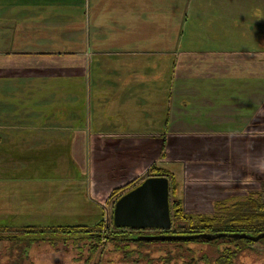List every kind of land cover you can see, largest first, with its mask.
Instances as JSON below:
<instances>
[{
  "label": "crops",
  "instance_id": "0c3cea01",
  "mask_svg": "<svg viewBox=\"0 0 264 264\" xmlns=\"http://www.w3.org/2000/svg\"><path fill=\"white\" fill-rule=\"evenodd\" d=\"M195 1L0 0V133H35L36 139L61 133V142L68 138L72 143L70 155L76 157L82 142L74 143L73 135L84 133L87 127L53 126L52 117L62 119L65 114L66 119L67 112H59L66 100L72 109L67 117L77 113L80 120L85 113L80 111V105L88 81L94 85V104L101 114L100 124L91 122L88 128L89 148L107 145L111 140L108 136L113 135L117 138L114 143L124 146L122 135L126 133L115 134L107 129L117 127L125 118L135 123V116L136 128L148 118L149 87H162L155 93L158 97L168 84L163 77L174 64L175 79H171L170 90L177 80L178 85L185 87L197 83L200 89L196 96L191 95L190 108L185 107L191 114H182L174 99L164 132L145 134L133 130L127 135L135 136L136 144L148 143L154 136L152 141L158 146L159 138L164 140L168 133L211 134L212 180L242 181L264 173V164L260 167L264 146L255 149L245 144L247 140L264 145V58L259 67L253 59L259 51L248 56L247 51H242L244 48L227 51L213 46L206 51L172 47L173 39L182 37L183 30L188 38L203 37L197 26L184 22L181 27L183 17L197 22L191 18ZM202 1L209 6L207 0ZM224 1L228 5L231 1L241 2ZM257 2L264 4V0ZM69 86H77L79 93L64 96L68 92L65 87ZM106 89L110 97L105 95ZM189 101L184 99L187 105ZM162 110L164 115L168 112L164 107ZM0 143L6 142L0 139ZM162 149L164 154L165 146ZM179 160L175 157L170 161ZM223 166L228 167L229 175ZM170 167L173 171L174 165ZM174 171L178 175L179 169ZM247 171L252 173L247 175Z\"/></svg>",
  "mask_w": 264,
  "mask_h": 264
},
{
  "label": "rangeland",
  "instance_id": "374dc122",
  "mask_svg": "<svg viewBox=\"0 0 264 264\" xmlns=\"http://www.w3.org/2000/svg\"><path fill=\"white\" fill-rule=\"evenodd\" d=\"M207 1L209 6H205V2L202 0L193 2L196 9L191 10V18H195L197 22L190 20L189 17H187L188 19L183 17L181 23V27L184 22L188 26H197V29H201L200 34L203 37L188 38L187 32L183 30L182 37L173 39L171 46L193 47L194 50L206 51L211 50L213 46L227 49V51L233 50V48H244L242 51H247L248 56L253 55L251 52L259 51L253 59L261 67L262 64L260 63L264 58V4L260 5L257 2L259 0L231 1L230 5L226 4L224 0ZM165 8H163L162 13H165ZM152 14L155 15L156 13ZM164 17V25L167 26L169 22L167 16ZM174 22L171 21V24ZM205 31L207 32L205 33ZM188 42H192V44H188ZM184 47L182 50H185ZM173 70L174 64L163 77L165 83L168 84L158 97H155V93L162 87H149L150 114L148 118L139 122L136 128L135 116V123L125 118L117 127L114 125L107 129L108 132L115 134L126 133L122 135V137L124 136V146L114 143L117 138L116 135H113L108 136V139L111 140H108L107 145L102 143L89 148L88 128L91 122L96 121L97 124H100L101 114H98L99 110L94 104V85L89 84L88 81L84 100L80 105L82 106L80 111H85V113L80 116V120L76 112L71 117H67L72 109L70 102L68 103L66 100L64 106L59 108V112H67L66 119L65 114L62 119L52 114L53 126L83 125L87 127L85 129L86 134L82 132L73 135L76 139L74 143L82 142H80L82 146L76 153V157L70 155L69 148L72 143L69 142L68 138H64L61 142L63 136L61 133H50L49 139L45 136L42 139H36L35 133H0V139H4L6 142L0 143V264L12 262L6 261L7 258H15L19 252V250L14 251V245L8 247L12 240L11 235L19 228L17 226H43L48 227L49 230L67 225H103V229H105L103 236L106 233H112L114 231L113 226L110 229H106V226L113 225V207L118 196L141 183L147 176L160 175L166 172L165 170L171 172V176H174L177 181L176 187L170 195L173 217V206L177 200H182L187 211L197 212L195 214L196 220L199 221L214 212L217 201L234 202L248 196L249 190L260 188L259 179L254 177L256 175L247 177L251 179H243L242 181L231 179L227 182H220L218 179H211V134L189 135L186 131L168 133L164 136L166 145L164 140L159 138L158 142L161 145L158 146L152 141L156 139L154 136L149 138L148 143L136 144L137 138L127 135L133 130L136 133L145 134L155 131L164 132L165 120L174 107V99H176L175 107L180 108L182 114H191L190 110L188 111L185 107L190 108L191 95L196 96L200 89L196 87L197 83L185 87L183 84L178 85L177 80L170 90L171 79H175ZM258 72H261L260 68ZM259 82L254 81V83ZM65 90L68 92L65 91L64 96L69 92L70 94L79 93L77 86L65 87ZM56 94L57 89L55 87V97ZM105 95L110 97L109 89H106ZM262 97H264V89ZM185 98L190 100L189 105L184 102ZM163 107L168 110L165 115L162 110ZM54 109L56 110V108ZM82 117L84 118L82 119ZM163 117L164 121L162 120ZM245 144L247 148L255 149L264 146L247 140ZM164 146L165 151L162 154ZM219 147L222 151V143H219ZM209 151L210 153L206 157ZM175 157L182 161H170ZM260 159L263 160L261 167L264 164V156ZM244 162V159L241 158L240 163L243 164ZM171 165H174V169H179L178 175L174 169L172 171ZM197 167H205L206 170L208 168L210 170L197 169ZM222 168L227 169V175L230 174L227 166ZM234 170L238 171V169ZM250 173L252 172L247 171V175ZM261 174L264 175V173ZM220 177L222 178L223 175ZM238 178L242 177L238 176ZM51 235L57 236L58 230L53 231ZM74 235L80 236L83 233L77 232ZM33 237L36 238L37 236L33 234ZM61 239L62 237H59L57 240ZM79 239L77 237L75 241L78 242ZM86 240L87 238H83L81 242ZM69 241L72 242L66 246L72 247L73 240L70 239ZM191 246L195 247L197 257L201 258L203 256V252L199 250L201 246L197 244ZM178 247L176 244L153 243L149 249L152 251L162 250V252L163 250H172L170 252L175 254L182 253L183 249ZM51 250L48 238L40 240L39 243L34 244L29 249L30 261L32 264L77 263V260L68 258V254L65 255L62 250V258L54 257V259L49 253ZM243 260L245 264H263L261 260ZM175 263L180 264L181 261H171L167 264ZM188 263L190 262L187 261L186 264ZM128 264L132 263L128 262Z\"/></svg>",
  "mask_w": 264,
  "mask_h": 264
},
{
  "label": "trees",
  "instance_id": "16d2710c",
  "mask_svg": "<svg viewBox=\"0 0 264 264\" xmlns=\"http://www.w3.org/2000/svg\"><path fill=\"white\" fill-rule=\"evenodd\" d=\"M163 174L167 175L170 178L171 183V192L174 191L176 187V179L171 176V172L165 170ZM256 178H260L256 176ZM261 180V179H260ZM120 196V195H119ZM118 196V197H119ZM172 207V204H171ZM174 217L172 228L169 230H158V229H148L152 230L150 232H143V229H134V228H118L114 225H107L106 229H110L113 226V232L106 234L108 237L109 243L112 246V250L118 252L120 257L116 259L113 264H167L171 261L178 262L180 264H209L211 259H208L209 256L203 253V256L197 257L196 250L193 244H208L211 245V242H214L213 238H210L211 235L219 232H233L236 234H261L264 232V177L260 181V188H255L249 190V195L245 196L242 199H239L234 202H226L224 200H219L215 203V210L210 215L203 220H196L197 212H189L185 208L182 200H177L174 202L173 206ZM175 218V220H174ZM9 228L8 226H4ZM63 232L67 234L68 237H72V230L74 228H79L87 232L89 236H94L97 238L92 242L89 247L88 255L86 260L80 264H98V262H93L95 253L98 250L99 244H102L100 239L103 237L101 230L103 225H68V226H59ZM20 235L22 232L23 243L28 241L29 247H25L22 251L24 254H27L29 251L30 245L39 243L40 240H45L46 238L50 239L52 231L48 230V227H33V225H26L20 227ZM98 231V233L96 232ZM101 231V232H100ZM31 233V235H30ZM104 233V232H103ZM33 234L37 237H33ZM172 235L175 237L172 238H160L152 239L149 238L150 235ZM18 236V235H17ZM182 237V238H178ZM263 238V237H261ZM246 243L241 248L242 250L246 249L247 246L253 245L255 242L250 237L241 238ZM264 242V240H262ZM260 241V242H262ZM51 242V241H50ZM258 242V243H260ZM22 243V244H23ZM153 243L159 244H176L179 249H183L182 253H171L167 250H156L154 255L150 252L149 246ZM53 245H56L52 243ZM22 252L18 253L17 258H12V262L7 264H25L28 258H24L21 255ZM21 256V257H20ZM28 257V255L26 256ZM31 264V263H27ZM176 264V263H175Z\"/></svg>",
  "mask_w": 264,
  "mask_h": 264
},
{
  "label": "flooded vegetation",
  "instance_id": "af4514ba",
  "mask_svg": "<svg viewBox=\"0 0 264 264\" xmlns=\"http://www.w3.org/2000/svg\"><path fill=\"white\" fill-rule=\"evenodd\" d=\"M263 75H264V71H263ZM259 176L261 177L257 179H259L258 181L260 184V181H262V178L264 175L261 174ZM17 227L19 228L15 230V233L13 235H11L12 240L9 243L8 247L11 245H14V251L19 250V252H22L24 248L27 246L29 247V245L27 244L28 241H25L23 243L24 240H22L23 239L22 232L20 235V231H19V229L21 230V228L20 226H17ZM74 229L75 230H72L73 231V233L71 234L72 237H68L67 234L63 232V230L60 229L59 226L57 228L49 229V231H52V232L55 230H58L57 236L50 235V239H48V242L51 241L50 244H51V249H52L49 253L53 258L57 257L61 259L62 258L61 250H62V252L65 255L68 254V258H73L77 260L76 264H80L86 260L89 247L91 246L90 244L94 242L95 240H97V238H95L94 236H89L87 232H84V230H80L79 228H74ZM101 231H100L101 234L104 235L103 230ZM150 231L152 230H143L144 233L150 232ZM77 232H81L83 233V235L75 236L74 233H77ZM96 232L98 233V231ZM60 233H63V235H60ZM104 233H105V230H104ZM106 234H109V233H106ZM59 237H62V239L57 240ZM77 237L80 238L78 242L75 241ZM245 237H250L255 242L253 244L255 246L253 247L247 246L245 247L246 249L242 250L241 248L246 243L241 238H245ZM83 238H87V240L81 242V239ZM210 238L214 239V242H211V245H208V244H197V245L201 246L199 249L201 250V252L209 256L208 259H211V264H245V261L243 259H249V260L255 259L256 261L261 260V263L264 264V242L262 241L264 240V232L261 234H256V235L246 234V233L236 234L230 231L229 232H219V233H215L214 235H211ZM70 239L73 240V245L72 247H67L66 244H68L69 242H72V241H69ZM100 241L102 244H99L98 250L95 253L92 261L98 262V264H113V262L120 257V254L112 250V246L110 245L109 239L107 236L101 237ZM52 243L56 245H53ZM78 245L80 246L78 247ZM81 245H83V247H81ZM30 246L32 247L33 245H30ZM147 252H150V249ZM151 252L154 255L155 251L151 250ZM28 253L27 254L23 253L21 256L24 258H28L27 262H24L25 264L27 263L32 264V261H30V256L28 255ZM17 255L15 256V258L18 257ZM27 255L28 257H26ZM11 260L13 259L7 258L6 261H11Z\"/></svg>",
  "mask_w": 264,
  "mask_h": 264
},
{
  "label": "water",
  "instance_id": "95a60500",
  "mask_svg": "<svg viewBox=\"0 0 264 264\" xmlns=\"http://www.w3.org/2000/svg\"><path fill=\"white\" fill-rule=\"evenodd\" d=\"M170 195L171 183L167 175L147 176L116 199L113 207V225L118 228L143 230L171 229L173 222ZM172 237L175 236H149L152 239Z\"/></svg>",
  "mask_w": 264,
  "mask_h": 264
}]
</instances>
